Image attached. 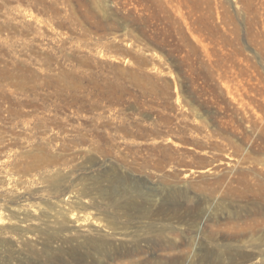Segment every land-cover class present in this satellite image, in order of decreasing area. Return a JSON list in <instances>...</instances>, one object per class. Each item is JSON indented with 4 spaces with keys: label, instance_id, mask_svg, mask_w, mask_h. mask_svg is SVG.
I'll use <instances>...</instances> for the list:
<instances>
[{
    "label": "rangeland",
    "instance_id": "rangeland-1",
    "mask_svg": "<svg viewBox=\"0 0 264 264\" xmlns=\"http://www.w3.org/2000/svg\"><path fill=\"white\" fill-rule=\"evenodd\" d=\"M0 215V264H264V0H0Z\"/></svg>",
    "mask_w": 264,
    "mask_h": 264
},
{
    "label": "bare ground",
    "instance_id": "bare-ground-1",
    "mask_svg": "<svg viewBox=\"0 0 264 264\" xmlns=\"http://www.w3.org/2000/svg\"><path fill=\"white\" fill-rule=\"evenodd\" d=\"M77 201H78V203H81V199H79ZM56 205L60 206V209H61L60 212L62 214L68 215V217H70L71 219H74V223H76V225L85 226L92 221L91 216L88 213L81 214L79 211L76 212V210L74 208H70V206L65 205V204L61 205L58 203ZM1 219L3 221L5 220L3 215L2 216L0 215V220ZM3 221H1V222H3ZM93 223H94V221H93ZM86 237H88L87 239L90 242H77L78 246L79 245L84 246V247L88 246L92 250H94L98 253H101V254H103L104 252L109 253L110 255H112L113 260H120V261H118L119 263H117V264H158V263L159 264H181L178 256H176V255H174V256L170 255V257L168 256L169 258L167 257V259H161V260L156 259L157 258V256H156L157 251H165V250L170 251L171 249L173 250V248H175V245H177L176 242H156L155 245H152L154 251L152 250L148 257H142L139 254L142 250L139 249L138 246L133 248L130 246H122L120 244H115L114 242H105L104 236H99V237H97V236L96 237L95 236L94 237L86 236ZM32 249H34V248H32ZM179 251H182V250L179 249ZM34 254H35V252H34ZM36 254H38V253H36ZM123 257L129 258V260H127V262H125L121 259ZM182 257H184V256H182ZM181 260H183V258Z\"/></svg>",
    "mask_w": 264,
    "mask_h": 264
}]
</instances>
